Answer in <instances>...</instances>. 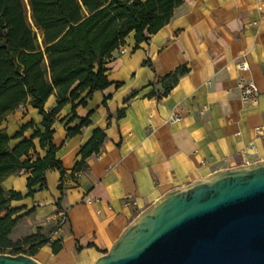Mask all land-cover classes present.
Returning a JSON list of instances; mask_svg holds the SVG:
<instances>
[{
	"label": "crops",
	"instance_id": "obj_1",
	"mask_svg": "<svg viewBox=\"0 0 264 264\" xmlns=\"http://www.w3.org/2000/svg\"><path fill=\"white\" fill-rule=\"evenodd\" d=\"M242 61L248 71L239 68ZM180 66L188 72L163 95L161 79ZM106 68L113 84L93 92L86 105L77 100L64 106L54 125L63 178L49 169L46 187L36 185L33 195L8 202L19 217L11 239L37 236L26 250L41 242L31 256L42 264H94L141 211L171 189L264 160V0H184L148 41L137 47L131 33ZM242 77L257 84L256 101H243ZM54 106L51 95L46 109ZM20 107L0 125L11 137L22 124L42 120L30 105ZM74 113L78 117L71 119ZM88 116L91 124L67 138V128ZM97 127L106 133L99 152L74 172ZM30 174L22 170L1 184L26 194ZM62 212L66 220L58 226ZM52 242L60 246L57 252Z\"/></svg>",
	"mask_w": 264,
	"mask_h": 264
},
{
	"label": "trees",
	"instance_id": "obj_2",
	"mask_svg": "<svg viewBox=\"0 0 264 264\" xmlns=\"http://www.w3.org/2000/svg\"><path fill=\"white\" fill-rule=\"evenodd\" d=\"M183 1L0 0V125L25 104L42 116L39 125L30 120L12 137L6 128L0 129V253L18 245L11 239L19 220L14 217L18 210L10 209L8 202L33 195L36 185L40 189L46 187L49 169L59 170L61 178L65 174L57 158L59 147L53 142L54 125L64 106L77 100V105H86L93 92L113 84L106 68L113 52L125 45L131 33L137 47L148 41L171 21L175 9ZM29 14L40 31L41 41ZM187 72L186 66H180L165 75L161 79L163 95H167ZM51 95L56 97V106L47 110L46 103ZM118 115L123 116L124 111L120 110ZM77 117L74 113L71 119ZM90 124L89 116L81 118L79 125L67 128V138ZM30 129L32 135L25 136ZM105 138L103 127L94 129L92 137L80 150L81 158L74 172L86 168L87 159L99 152ZM16 139L19 141L12 144ZM40 150H44L45 155ZM22 170H31L27 179L28 192L5 190L1 184L3 179ZM37 240V236L28 237L22 244ZM40 244L24 249L25 254L33 255ZM51 245L54 252L60 248L57 242Z\"/></svg>",
	"mask_w": 264,
	"mask_h": 264
},
{
	"label": "water",
	"instance_id": "obj_3",
	"mask_svg": "<svg viewBox=\"0 0 264 264\" xmlns=\"http://www.w3.org/2000/svg\"><path fill=\"white\" fill-rule=\"evenodd\" d=\"M0 264H42L0 253ZM94 264H264V160L171 189Z\"/></svg>",
	"mask_w": 264,
	"mask_h": 264
},
{
	"label": "built area",
	"instance_id": "obj_4",
	"mask_svg": "<svg viewBox=\"0 0 264 264\" xmlns=\"http://www.w3.org/2000/svg\"><path fill=\"white\" fill-rule=\"evenodd\" d=\"M122 51H124L122 49ZM239 68L242 71H248L249 70V64L246 61H242L239 63ZM240 88H241V93H242V99L245 102H254L257 100L258 95H259V89L257 84L251 80V79H246L245 77H242L240 80ZM174 121L180 120V118H175L173 119ZM66 220V213L62 212L61 213V218L58 221L57 225L60 226L62 223H64ZM10 250V254L12 255H17V254H25L24 248L22 247H10L6 249L5 251Z\"/></svg>",
	"mask_w": 264,
	"mask_h": 264
},
{
	"label": "rangeland",
	"instance_id": "obj_5",
	"mask_svg": "<svg viewBox=\"0 0 264 264\" xmlns=\"http://www.w3.org/2000/svg\"><path fill=\"white\" fill-rule=\"evenodd\" d=\"M29 20H30V22H31V24H32V26H33V28H34V30L37 32V35H38V37H39V40L41 41L42 39H41V36H40V31L37 29V28H35V26L33 25V23H32V20H31V18H30V14H29ZM23 107V106H22ZM22 107H19L20 109L22 108ZM3 124V123H2ZM24 240H25V238H23L21 241L20 240H17V243L16 244H18L17 245V247H22L23 246V248L25 249V251H26V245H24V244H22V243H24ZM21 243V244H20ZM10 250H7V252L6 251H4V252H1V253H4V254H10Z\"/></svg>",
	"mask_w": 264,
	"mask_h": 264
}]
</instances>
